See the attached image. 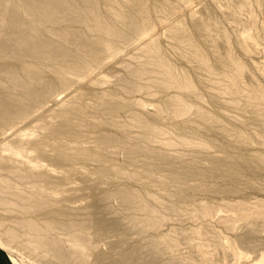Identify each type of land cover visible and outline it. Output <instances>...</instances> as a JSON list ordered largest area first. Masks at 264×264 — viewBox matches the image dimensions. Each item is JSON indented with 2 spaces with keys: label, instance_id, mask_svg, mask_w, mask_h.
Here are the masks:
<instances>
[{
  "label": "bare ground",
  "instance_id": "6f19581e",
  "mask_svg": "<svg viewBox=\"0 0 264 264\" xmlns=\"http://www.w3.org/2000/svg\"><path fill=\"white\" fill-rule=\"evenodd\" d=\"M157 1L160 4L151 3L150 0H0V133L15 125L24 114L40 107L44 108L49 99L59 98V90L72 91L75 77L81 78L82 74H91L92 82L96 81L93 84L97 87V84L102 82L103 73L99 70L98 74L94 68L103 67L108 57L110 60L123 57L124 54L118 48L119 43L132 44L134 48V52L128 54V59L120 61L123 69L130 72L131 78L125 79V75L121 77L118 73L117 80L115 79L125 93L141 91L139 80L148 78L153 83H160L168 88L185 89L191 95L199 96L192 77L180 73L165 58L154 35L156 24L152 14L173 8L169 0ZM227 1L234 5L237 11L246 10L249 6L247 0ZM250 19L254 23V18ZM162 24L178 44L188 49L189 55L181 52L185 59L197 62L211 78L215 75L217 66L232 70L234 76L227 74L231 88H241L240 77L244 73V66L233 56L228 46L223 53L215 49V46L214 63H211L198 42L186 32L182 17ZM192 28L198 36L209 32L208 25L194 14ZM256 35L258 36L245 29L239 34V39L244 44L251 39L252 43ZM220 37L229 44V34L226 31L222 30ZM83 79L79 81L84 83ZM117 97L116 92L108 99L101 93L96 100L86 101L82 105L58 99L56 104L57 111L61 112V121L55 124L54 114L51 112L41 118L40 123L35 122L39 124L44 136L39 135V138L31 140L32 147L43 155L46 147L52 145L55 159L60 163L66 162L67 165L75 161L98 162L103 157L99 149L119 145L130 156L133 171H124L118 166L100 165L97 171L101 178L109 174H123L128 179L140 180L146 185L159 181L155 177L158 170L156 166L149 165L147 161L139 163L140 157L149 155L150 147L146 145L145 140L149 138L150 133L158 131L155 123L146 120L138 112H132L134 123L141 129V140L137 143H132L129 138L115 131L103 128L106 123L119 126L117 117L129 109L128 102L124 104L113 100ZM248 99L252 111L256 115H263L264 91L259 86L252 85L248 88ZM170 106L176 107V114H183L190 107L185 100L172 96L165 98L162 104L157 106L156 116ZM88 108H91L92 117H88ZM42 112L44 113L43 110ZM196 112L208 121L215 120L203 110L198 109ZM128 126L130 125H121ZM236 137L246 138L241 130L237 131ZM49 138L56 141L51 143ZM90 140L94 146L87 147L83 144ZM67 141L72 143L71 146ZM14 146L7 143L2 145L8 148ZM222 146L227 151L232 144L226 143ZM13 155L0 157V183L4 191L0 196V206L8 208L7 211L11 214L21 213L23 216L20 219L0 221L1 241H5L9 246L20 247L19 249L35 260L50 264H158L160 241L156 239L147 242L149 251L151 249L156 252H151L155 253L151 258L146 254L141 257L138 247L135 246L128 249L125 247L120 252L115 250L119 253L109 256L102 250V253L95 252L92 243L99 236L98 232H108L115 226L116 229L121 228L119 220L111 221L112 219L105 215L109 210L106 206L109 199L115 198L123 207L142 212V216L133 214L130 218L132 226L142 233L162 222L160 207L163 202L156 199L155 205L143 192L128 185L117 184L115 188L100 193L87 206L70 208L65 205L69 199L61 195L57 185L65 187L71 182L72 180L66 183L70 180L68 177L72 172L67 170V175L56 178L45 172L27 171L20 167L19 154ZM261 161H264V157ZM235 167L236 164L227 157L215 160L212 168L206 170L182 164L177 169L178 179H175L182 184H179V198L190 195L189 178H199L203 184H206V178L221 177L223 174L236 179L233 172ZM86 178L85 176L84 179ZM165 208L172 212L182 209L178 203L169 204ZM237 208L243 217H248V205L240 203ZM213 209L214 206L207 204L196 206L190 211L209 214ZM96 242L98 244V241ZM262 257L264 259V254Z\"/></svg>",
  "mask_w": 264,
  "mask_h": 264
},
{
  "label": "rangeland",
  "instance_id": "374dc122",
  "mask_svg": "<svg viewBox=\"0 0 264 264\" xmlns=\"http://www.w3.org/2000/svg\"><path fill=\"white\" fill-rule=\"evenodd\" d=\"M247 1L249 5L247 9L237 11L236 7L227 0H169L173 7L171 10L174 11L163 10L152 14L156 24L154 35L165 58L180 73L192 77L199 96L191 95L185 89L168 88L160 83H153L148 78L139 80L141 91L125 93L116 81L117 74L120 73L118 76L121 77L125 75L123 77L125 79L131 78L130 72L123 69L120 61L128 59V54L133 53L134 48L132 44L119 43L118 48L124 54L123 57L112 58V61L115 60L113 62L108 57L103 67L94 68L98 74L103 73L102 82L98 83L97 87L93 84L96 81L92 82L91 74L88 76L82 74L81 78L75 77L72 91L59 90L57 93L59 98L49 99L44 105L46 108L40 107L35 109L37 111L24 114L15 125L0 133V142H2L0 157H9L18 153L20 167L24 170L45 172L56 178L67 175V170L72 172L68 177L70 180L68 179L66 183L72 180L71 182L65 187L57 185V190L62 192L61 195L69 199L65 203L67 207H85L100 193L115 188L117 184L128 185L143 192L155 205H157L156 199L163 202V206L160 207L162 222L142 233L132 226L130 219L133 214L142 216V212L123 207L115 198L109 199L106 203L109 210L105 215L108 219H112L111 221L119 220L121 228L116 229L115 226L108 232H98L99 236L93 241L95 245L92 243L95 252H105L109 256H115L125 247L128 249L130 246H135L138 247L141 257L146 254L151 258L156 252L151 249L149 251L147 242L156 239L160 241V249L157 253L158 264H264L262 257L264 254V161H261L264 157V114L256 115L248 99L250 86L257 85L264 91V0L263 3H260L261 0ZM150 2L154 3V0ZM154 4L160 2L156 0ZM193 14L208 25V34L204 36L195 34L192 28ZM179 16L183 19L186 32L198 42L209 62L214 63L215 49L223 53L225 49L230 48L233 56L244 66V73L240 77V89L231 88L227 74L234 76L232 70L217 66L216 73L211 78L197 62L187 60L181 55V52L189 55L188 49L178 44L162 24V22L171 23ZM251 17L254 18V23L251 22ZM245 29L258 34L252 43L251 39L245 44L241 43L239 34ZM222 30L229 34V44L220 37ZM80 79L85 80L84 83L80 82ZM97 92L104 93L106 99L116 92L118 97L113 100L118 103H129V109L117 117L119 126L106 123L103 124L105 130L115 131L129 138L132 143H137L141 140V129L131 117L133 111L140 113L158 127V131L150 133L149 138L145 140L146 145L150 147L149 155L140 157L139 163L147 161L149 165L156 166L158 170L155 172V177L159 181L146 185L140 180L128 179L123 174L120 175L121 177L109 174L101 178L97 171L100 165L118 166L124 171H133L130 156L119 145H113L109 149H99L103 157L98 162L75 161L67 165L66 162L60 163L55 159L52 145L46 147L43 155L32 147L31 140L44 136L39 124L35 122L40 123L51 112L54 114L55 124L61 121V112L57 111L56 104L58 99L62 98L73 104L82 105L86 101L96 100ZM172 96H178L188 102L189 110L183 114H176V107L170 106L156 116L157 106L161 105L165 98ZM198 109L212 115L215 120L211 122L201 117L196 112ZM87 113H90L88 117L93 116L91 108L87 109ZM122 124L130 126L121 127ZM239 130L244 132L246 138L236 137ZM20 134L22 136H18ZM49 139L51 141L52 138ZM54 141L56 140H52L51 143ZM85 142L83 144L87 147L95 145L91 140L87 141L90 144ZM4 143L15 146L2 147ZM67 143H70V146L72 144L70 141ZM226 143L232 144L227 151L222 146ZM221 157H227L236 164L233 170L236 179L223 174L221 177L206 178L207 182L203 184L199 178L191 177L188 180V185L191 187L190 195L179 198V188L182 184L175 179H178L177 169L182 164L206 170L211 169L213 162ZM84 175L88 179H84ZM3 193V186L0 183V196ZM173 203H178L182 207L181 211L172 212L165 208ZM240 203L250 207L248 217H243L237 208ZM207 204L214 206L209 214L190 211L196 206ZM7 210L9 209L0 206V221L20 219L23 216L21 213L11 214ZM19 248L9 246L5 241L0 240V253L7 259L8 264H50L31 258Z\"/></svg>",
  "mask_w": 264,
  "mask_h": 264
},
{
  "label": "crops",
  "instance_id": "0c3cea01",
  "mask_svg": "<svg viewBox=\"0 0 264 264\" xmlns=\"http://www.w3.org/2000/svg\"><path fill=\"white\" fill-rule=\"evenodd\" d=\"M0 264H8L7 259L0 253Z\"/></svg>",
  "mask_w": 264,
  "mask_h": 264
}]
</instances>
